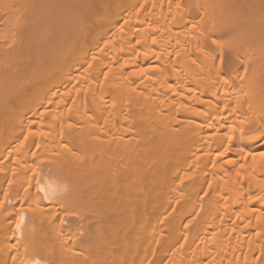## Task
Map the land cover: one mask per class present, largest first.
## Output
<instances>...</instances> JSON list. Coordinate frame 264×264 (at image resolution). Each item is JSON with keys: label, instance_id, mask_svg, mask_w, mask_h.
Instances as JSON below:
<instances>
[{"label": "bare ground", "instance_id": "1", "mask_svg": "<svg viewBox=\"0 0 264 264\" xmlns=\"http://www.w3.org/2000/svg\"><path fill=\"white\" fill-rule=\"evenodd\" d=\"M3 189L0 264H264V0H0Z\"/></svg>", "mask_w": 264, "mask_h": 264}, {"label": "rangeland", "instance_id": "2", "mask_svg": "<svg viewBox=\"0 0 264 264\" xmlns=\"http://www.w3.org/2000/svg\"><path fill=\"white\" fill-rule=\"evenodd\" d=\"M84 154H88V153H84ZM84 154L81 153L80 156L83 155L82 157L85 159V157H84L85 155H84ZM87 156H88V155H86V158H87ZM79 158H80V159H79ZM88 158H89V157H88ZM88 158H87V159H88ZM81 159H82V158L78 156L76 162L78 163L79 160H80V162L78 163V164H80L81 162H83V159H82V161H81ZM109 161H110V160H109ZM85 162H86V160H85ZM110 162H111V161H110ZM82 165H83V167H84L83 170H84V172H85L86 167L84 166V163L81 164L80 169L82 170V168H81ZM41 166H43V165H41ZM41 166H40V167H41ZM78 166H79V165H78ZM78 166H77V167H78ZM36 169H37V168H36ZM41 169L43 170V168H41ZM74 169H76V171H75V170H73V171H75L76 173L78 172L79 176H81V174H83V175L85 174L84 172L81 173L83 170L79 172V171L77 170V168H74ZM78 169H79V168H78ZM80 169H79V170H80ZM31 170H32V169H31ZM31 170H30L29 172H32ZM36 171H37V170H36ZM36 171H35V168H34V172H36ZM39 171H40V169H39ZM73 171H72V173H73ZM72 173H71V177L74 175V174L72 175ZM80 173H81V174H80ZM34 174H35V173H31V174L29 173V175H32V176H35V175H36V174H35V175H34ZM76 175H77V174H76ZM76 175H75V176H76ZM75 176H73V177H75ZM77 176H78V175H77ZM35 177H36V176H35ZM35 177H34V178H35ZM34 178H33V179H34ZM73 189H76V188L73 187ZM73 189L71 190V193L73 192ZM78 189H79V188L76 189V192L78 191ZM23 190H24V189H21V190L19 191V196H18L19 198H21L20 196H21L22 194H23V196H24V193H26V194H30V193L27 192V190H26V191L24 190V192H23ZM30 190H32V191L35 192V189H34V188H31ZM81 190H82V193H83V194H84V193L88 194V195H87L88 198L80 199V197H81V198H84V197H82L83 194L80 193ZM83 190H84V191H83ZM4 192H5L4 189H3V190H0V194H3ZM22 192H23V193H22ZM30 192H31V191H30ZM34 192H32V194H35ZM76 192H74V193H76ZM21 193H22V194H21ZM79 193H80L81 196H80V195H76V196H75V195H74V196L71 195L72 197H76L77 199H80V201L77 200V203H78V204L81 202V203H80V206L76 204L77 206H76L75 211H76V210H77V211L80 210L79 207H80V208H83V207H82L83 200H84V201H85L86 199H88V201L90 200V199H89V198H90V196H89L90 194H89V192L87 193V191H85V189H80V190L78 191L77 194H79ZM20 194H21V195H20ZM32 194L29 195L30 198L28 197V195H25V197H23V198L31 199V201L34 202V205H35V206H38V203H37V202H38V198H37L36 195H32ZM86 194H84L85 197H86ZM77 196H80V197L78 198ZM21 199H22V198H21ZM23 201H24V202H23ZM26 201H27V199H25V200L23 199V200L21 201L22 203L20 204V199H19V201L16 202V204H15V203H14V205H12L13 203H12V204H9V206H8V210H6V212H3V213H4V214H6V213H7V214H10V215H11V221H12V222L15 221V220H16L15 217L18 216V215L16 216V212L19 213L18 210H16L15 208H17V206H18V208H19V206H21L22 204H23V205H22L21 207L24 206V208H25V207L27 206V204H26L27 202H26ZM28 201H29V200H28ZM88 201H85V203H83V206H84V204L86 205V207L84 206V211L81 209V210L83 211V214H84V215L87 214V210H86L85 208H88V206L91 205V204H90V205H87V204L89 203ZM86 202H87V204H86ZM29 203H31V202L29 201ZM90 203H91V202H90ZM18 204H20V205H18ZM13 206H14V208H13ZM40 206H41V205H40ZM55 206L58 208V206H57L56 204L54 205V207H55ZM51 207L54 208L53 206H51ZM56 207H55L53 210H55ZM12 208H13V211H12ZM52 208H51V209H52ZM77 208H78V209H77ZM14 209H15L16 211H15ZM88 209H89V208H88ZM48 210H50V209H48ZM48 210H43V211H42V217H43V215H44V217L49 218L48 215H52L53 212L51 213V212L48 211ZM89 210H90V209H89ZM89 210H88V212H89ZM56 211H59V212H60L58 215L56 214V218H59V217L61 216L59 219H61L62 216H63L61 213L65 212V213L67 214V212H66L65 210H62V211H61V210H59V209H56L55 212H56ZM55 212L53 213V215H55ZM13 213H15V214H13ZM56 213H58V212H56ZM65 213H64V214H65ZM78 213H80V211H78ZM85 213H86V214H85ZM89 213H90V212H89ZM89 213H88V214H89ZM83 214H81V215H83ZM14 215H15V216H14ZM58 216H59V217H58ZM78 216H79V215H78ZM78 216L75 215V218H78ZM89 216H90V215H88V217H89ZM52 217H53V216H52ZM84 217H86V216H83L82 218H83V219H88V220H87V223H89V224H90V223L95 224V229H93L94 226H93L92 224H90V225H92V227H93V228H92V229H93V232H94V230H95L97 233L100 234L102 231H104V228H103V229H101V228L98 229L97 227H99V225H100V227H101V225H102V226H105V225L107 226V223H106L105 221L101 220V219H98V220H100V221H97V222H96V221H92V220H94V219L91 220L90 217H89V218H84ZM12 218H13V219H12ZM14 218H15V219H14ZM47 218H46V219H47ZM56 218H55V219H56ZM82 218H81V219H82ZM42 219H43V218H42ZM44 219H45V218H44ZM50 219H52L51 216H50ZM78 219H79V218H78ZM103 219H104V218H103ZM89 220H91V221H89ZM96 220H97V219H96ZM46 221H47V220H46ZM88 221H89V222H88ZM106 221H108V220H106ZM43 222H44V221H43ZM100 222L105 223V224H104V225H103V224H100ZM44 223H45V222H44ZM46 225H49V224H48V223L45 224V229L48 227V226L46 227ZM96 225H97V226H96ZM42 226L44 227V224H41L39 227H42ZM50 226H52V225H50ZM106 226H105V228H107ZM49 228H51V227H48V229H49ZM43 229H44V228H43ZM43 229H42V230H43ZM48 229H47L46 231L43 230V231L45 232V235H43V234H44V233H42L43 231L40 232L41 230H40V229L38 230V229L36 228V229H35L36 231H34V233L36 234V232H39V234L42 233L43 236H42V235H38L39 237H38V236H35V235H32V236L36 237V239H38V241H39V240H41V239H40L41 236H42V238H44V237L48 234V236L45 237V238H47V240L52 244V242L50 241L51 236L49 235V231H48ZM96 229H98L99 231H97ZM37 230H38V231H37ZM51 230H53V229L51 228ZM90 230H91V226H90ZM91 231H92V230H91ZM47 232H48V233H47ZM51 232H52V234H53V231H51ZM51 232H50V234H51ZM34 233H33V234H34ZM46 233H47V234H46ZM94 233H95V232H94ZM36 235H37V234H36ZM48 237H49V238H48ZM30 238H31V237H30ZM30 238H28V240H29V242L32 243V241H34V240H30ZM45 238H44V239H45ZM34 239H35V238H34ZM36 239H35V240H36ZM51 239L53 240V238H51ZM26 240H27V238L24 239L23 241H26ZM45 240H46V239H45ZM45 240L43 241V239H42V241H40L39 243L36 241V242L38 243V245H37L38 247L36 246V242H35V244H34V243L31 244V245H34V246H31L30 243L27 242V241H26V242H27L28 245H30L31 247L29 246V248H28V246H24V245H23V246H24V248L27 247L28 250H29L30 248L34 247V251H32L31 254H33L34 252H38V255H39V259H40V260H45V259H46V260H50V259H51L50 261H52V259H56L55 254H54V256H55V258H54V256H52L53 254H52V251H51V252H50V253H51V254H50L51 256L49 257V254H46V253H47V250H48V249H49V250H51V249L48 248V249L46 250V249H45L46 247L43 248V246L40 245V243H41L42 245L44 244V246H45V243L47 242V240H46V241H45ZM23 241H22V242H23ZM53 241H54V240H53ZM26 242H24L25 245H27ZM47 243H48V242H47ZM12 244H13V243H12ZM21 244H22V243H21ZM49 245H50V244H49ZM49 245H47V247H48ZM23 246L21 245V247H23ZM50 247H52V245H50ZM44 249H45V250H44ZM25 250H26V249H25ZM28 250H27V253H28ZM40 250H41V251H40ZM79 250H81V249H79ZM22 251L26 253V251H24L23 249H22ZM45 251H46V253H45ZM48 252H49V251H48ZM20 253H21V251H20ZM21 254H23V253H21ZM29 254H30V252H29ZM45 254H46V257H47V258H44V257H45ZM23 255H24V254H23ZM56 255H57V253H56ZM49 258H50V259H49ZM47 262H48V261H47Z\"/></svg>", "mask_w": 264, "mask_h": 264}]
</instances>
